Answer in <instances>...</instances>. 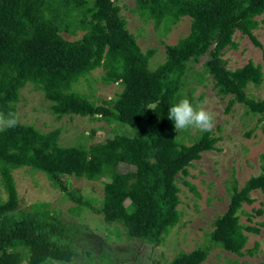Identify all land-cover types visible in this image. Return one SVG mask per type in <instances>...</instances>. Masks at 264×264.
<instances>
[{
	"label": "trees",
	"instance_id": "16d2710c",
	"mask_svg": "<svg viewBox=\"0 0 264 264\" xmlns=\"http://www.w3.org/2000/svg\"><path fill=\"white\" fill-rule=\"evenodd\" d=\"M119 11L114 0H0V113L15 114L19 89L29 83L42 92L57 119L79 115L113 124L111 137L73 146L57 143L59 128L43 132L19 122L0 131V183L5 195L0 199V264H64L76 259L112 264L113 259L109 249L97 253L89 245L80 247L77 236L85 225L65 220L49 203L20 206L13 169L25 166L42 172L76 204L69 209L72 214L84 207L104 224L121 225L127 239L158 245L179 219L177 176L188 175L192 161L201 152L216 149L219 139L200 132L185 144L167 116L173 104L191 99L188 73L196 76L197 84L209 76L218 96H230L225 112L237 102L263 119L264 98L246 94L249 83L256 86L262 80L260 64L248 60L229 69L222 55L226 48H236L232 35L237 31L259 49L264 64V45L253 34L257 17L264 13V0H136L131 11L143 22L151 20L155 31L161 27L166 32L181 18H190L188 33L174 44H164L163 60L153 68L149 61L155 49H140ZM201 57L202 72H196L192 64ZM96 68L102 71L103 84H119L113 97L90 99L74 88ZM94 132L90 129L87 137ZM259 158V172L240 187L234 178L228 180V200L212 221L208 243L178 252L168 264H202L215 246L237 256L253 255L258 243L244 249V232L258 234L264 220L258 226L243 224L237 212L249 221L242 204L253 202L252 191L264 193V154ZM120 163L123 169L118 168ZM104 172L109 180L102 183L98 206L67 189L68 177L94 181ZM183 183L197 195L192 184ZM260 214L264 208L254 210V215Z\"/></svg>",
	"mask_w": 264,
	"mask_h": 264
},
{
	"label": "rangeland",
	"instance_id": "374dc122",
	"mask_svg": "<svg viewBox=\"0 0 264 264\" xmlns=\"http://www.w3.org/2000/svg\"><path fill=\"white\" fill-rule=\"evenodd\" d=\"M114 2L119 6V14L124 17L128 31L136 36L140 49L142 51L147 48L155 49L149 61L150 68L163 60L164 44H174L188 33L189 17L181 18L162 33L161 27L155 31L151 20L143 22L135 12L131 11L136 0H114ZM257 19L259 25L253 34L264 45V21H261L264 20V13ZM64 36L69 38L66 34ZM232 39L237 44L236 48H226L222 55L226 67L229 69L240 67L248 60L253 64H260L262 80L256 86L249 83L246 94L256 100L264 98V64L260 59L259 49L237 31L233 33ZM202 61L201 57L199 62L192 64L196 72H202ZM101 73L100 68L92 70L85 79L80 78L74 84V88L78 92L89 94L90 99L113 97L120 86L118 83L103 84L99 77ZM187 79V86L191 89V103L194 107H204L213 114L215 126L210 134L219 139L214 144L216 149L203 151L198 160L192 161L187 167L188 175L177 176L179 219L160 244L152 245L136 238L127 239L121 225L104 224L99 215L84 207H79L78 215L72 214L69 209L76 204L61 192L54 182L48 181L42 172L30 170L25 166L11 171L19 205L47 202L50 209L58 210L65 220L85 225L84 229H80V236H77L78 245L82 248L89 245L91 250L97 253L100 249H109L113 253L112 264H168L178 252H189L197 246L206 245L207 233L213 227L214 217L225 209L228 200L226 190L228 180L234 178L237 186L240 187L248 177L259 172V156L264 154V116L259 120L258 114L248 113L246 108L237 102L225 112L224 107L230 96H218L209 76L205 75L200 84L196 83V76L191 73H188ZM199 95L201 99H198ZM15 115L20 123L31 124L43 132L59 128L57 143L61 146L92 144L112 136L113 124L110 122L89 120L79 115H63L58 119L55 118L42 92L34 90L29 83L19 89ZM90 129H94L95 132L91 138H88ZM177 132L185 144H190L201 131L188 128ZM124 167V164L120 163L118 168ZM108 180L106 172L94 181L68 177L67 189L75 197L88 199L93 206H98L102 197V183ZM183 180L194 186L197 195L186 187ZM250 197L253 198V202L243 203L241 206V211L247 212L250 220L247 221L245 214L237 212L239 221L258 226V223L264 220V214L254 215V210L264 208V193L255 190L250 193ZM4 198L0 183V199ZM244 233L247 236L244 249L251 248L254 241L258 243L253 255L237 256L215 246L210 249L202 264H264V227H260L258 234ZM94 236L95 240L92 242L91 238ZM95 260L99 261L97 257ZM64 264L85 263L84 260L76 259Z\"/></svg>",
	"mask_w": 264,
	"mask_h": 264
},
{
	"label": "clouds",
	"instance_id": "9594fccd",
	"mask_svg": "<svg viewBox=\"0 0 264 264\" xmlns=\"http://www.w3.org/2000/svg\"><path fill=\"white\" fill-rule=\"evenodd\" d=\"M167 116L173 121L175 130L194 128L201 132H211L215 126L213 114L204 107H194L187 98L173 104L168 109ZM18 123L14 113L9 112L7 115L0 113V131L16 127Z\"/></svg>",
	"mask_w": 264,
	"mask_h": 264
}]
</instances>
